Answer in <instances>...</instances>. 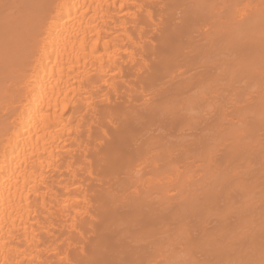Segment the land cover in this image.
<instances>
[{
	"label": "bare ground",
	"instance_id": "6f19581e",
	"mask_svg": "<svg viewBox=\"0 0 264 264\" xmlns=\"http://www.w3.org/2000/svg\"><path fill=\"white\" fill-rule=\"evenodd\" d=\"M0 264H264V0H0Z\"/></svg>",
	"mask_w": 264,
	"mask_h": 264
}]
</instances>
